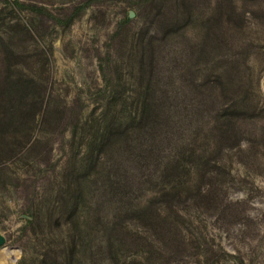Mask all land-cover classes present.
Here are the masks:
<instances>
[{
	"label": "rangeland",
	"instance_id": "1",
	"mask_svg": "<svg viewBox=\"0 0 264 264\" xmlns=\"http://www.w3.org/2000/svg\"><path fill=\"white\" fill-rule=\"evenodd\" d=\"M0 35V264H264V0H0Z\"/></svg>",
	"mask_w": 264,
	"mask_h": 264
},
{
	"label": "trees",
	"instance_id": "2",
	"mask_svg": "<svg viewBox=\"0 0 264 264\" xmlns=\"http://www.w3.org/2000/svg\"><path fill=\"white\" fill-rule=\"evenodd\" d=\"M41 13H44V8H40ZM0 38L4 41L5 39L0 35ZM9 44L7 43V47L9 48ZM15 51V50H14ZM1 63L4 65L2 58L0 57V128L3 127V125L6 123L9 117H15L18 115V113L22 112V109H20L18 102L23 96L22 93L25 92L27 89L26 84H23L20 80H15L11 74H8V72H5V69L2 68ZM10 71V69H9ZM139 207V206H138ZM123 208H125L123 206ZM142 208V207H140ZM139 208V209H140ZM122 209V207H120ZM146 218L151 219V217L155 216L154 207L151 205L146 206ZM156 211L158 215H161V212L158 208H156ZM125 264H128V261L126 260Z\"/></svg>",
	"mask_w": 264,
	"mask_h": 264
},
{
	"label": "water",
	"instance_id": "3",
	"mask_svg": "<svg viewBox=\"0 0 264 264\" xmlns=\"http://www.w3.org/2000/svg\"><path fill=\"white\" fill-rule=\"evenodd\" d=\"M6 243V237L0 231V245L3 246Z\"/></svg>",
	"mask_w": 264,
	"mask_h": 264
}]
</instances>
